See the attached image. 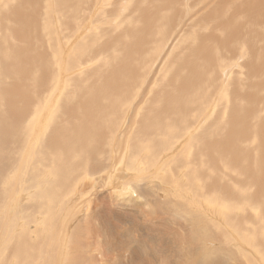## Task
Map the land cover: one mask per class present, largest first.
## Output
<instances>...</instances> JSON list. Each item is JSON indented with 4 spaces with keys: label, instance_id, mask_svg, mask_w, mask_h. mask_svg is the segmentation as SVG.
<instances>
[{
    "label": "bare ground",
    "instance_id": "6f19581e",
    "mask_svg": "<svg viewBox=\"0 0 264 264\" xmlns=\"http://www.w3.org/2000/svg\"><path fill=\"white\" fill-rule=\"evenodd\" d=\"M6 1L4 0V5H8ZM24 2L23 7L27 1ZM68 2L65 4L68 5ZM20 7H5V12L0 8V15H5L8 20L6 29L9 31V37L3 34L5 43L0 45V238L7 227L9 209L16 214L19 187H24L27 183L35 192L34 204L26 209L44 215L46 227L43 226L41 230L37 220L33 219L38 215L36 213L25 214L22 220L18 217L20 221L13 219L10 230L12 234L7 239L9 243L4 251V257L8 256V263L252 264L250 255L241 251L248 249L257 264H264V111L257 115L258 104L262 102L259 90L264 91L261 89L263 85L257 81V112L246 108L240 114L234 111L228 116L226 104L222 117H219L221 113L218 115L213 110L222 92L219 88V72L221 64L234 54L229 52V55L223 56L221 52L216 53L213 50L215 43L212 46L205 40H195L189 48V54L178 58L179 65L177 59L174 61L175 66L169 70L160 92L161 97L155 100L154 107L135 131L138 142L135 143L137 145L132 156L140 165L152 163L154 158L171 149L179 139H190L174 165L167 170V176L159 180L160 185L157 186L160 191L155 192L149 184L139 182H129L123 187H109L117 198L137 201L132 210L144 213L148 217L147 225L132 229L131 240L120 244L113 241L116 235L114 231L99 224L95 233H91L88 239L72 249L71 244L77 240V234L74 232L67 237L68 233L61 224L58 235L61 245L58 247L57 258L53 242L38 240L31 243L29 236L31 226H34L30 225L31 222H35L33 231L52 240L49 229L52 209L58 202L57 198L62 196L63 190L71 183L85 179L88 183V178L99 175L101 186L106 188L105 172L108 165L102 163V157H108L111 151L112 138L124 119L122 113L132 96L129 87L133 80L129 71L131 67L128 68L129 62L134 64V68L138 62L141 67L146 65L145 54L141 53L149 36L141 34L146 36L141 41V38H129L130 41H127L128 36L126 49L123 47L120 52L122 56L118 54L120 57H115V62L111 64L118 69L111 73L99 70L93 75L88 73L79 78L53 112H45L50 106L49 98L58 87L52 86L51 82V58L57 47L50 29L53 22L49 23L47 18L43 22L35 19L37 9L34 12ZM227 18L228 21L224 19V36L217 39L225 44L229 40H236L232 36L238 38L239 34L236 23ZM157 19L155 22L158 23ZM162 19L159 20L165 21V17ZM150 20L148 22L153 21ZM164 21L160 27L171 25L165 23L168 19ZM152 23L147 24L150 26ZM143 24L142 28L145 27ZM65 26L64 29L69 28ZM134 27V30L139 28ZM166 27L160 30L164 29L169 33L170 27L169 30ZM164 31L161 32L162 36L167 33ZM100 33L104 36V31ZM20 40L24 41L23 46H18ZM99 41L102 40H96L91 45L89 40L91 43L82 46L83 51L77 54L75 60H70L71 63L67 66L71 69L78 63L94 59L98 55L97 51L103 54L109 49L108 46L112 47L115 40L109 45ZM85 42H88L87 39ZM116 45L113 46L117 47ZM256 51L257 49L252 54ZM92 53L95 54L91 57ZM61 58L60 56L59 59L58 53V63L62 61ZM186 64L188 71L184 74ZM58 74L55 70L53 78L58 77ZM99 76L102 77L101 80ZM237 81L244 84L242 80ZM260 81L262 83L264 80ZM132 85L134 87L135 82ZM241 85L233 83L222 99L233 102L234 107L239 103H246L249 96L247 92H239ZM211 112L213 121L203 126ZM249 116L252 122L254 117L257 118L251 127L247 124ZM199 127L202 128L197 132ZM25 150L31 156L33 164L38 161L39 165L49 169L42 172V181L49 182L45 188L42 181H36L35 178L30 181V169H26L23 163L22 153ZM155 174L156 171H153L151 176L145 175L147 181L153 183ZM58 186L60 191L56 189ZM28 190L25 188V191ZM158 194H162L167 202L158 205L155 200ZM4 200H12L15 207L8 204L6 209L7 202ZM14 214H10V219L15 218ZM222 217L229 227L219 226L218 219ZM21 224L24 231L16 236L14 228ZM212 229L220 234H213ZM108 233L105 243L100 242ZM67 242L71 244L66 246ZM96 257H100L102 262L97 261Z\"/></svg>",
    "mask_w": 264,
    "mask_h": 264
},
{
    "label": "rangeland",
    "instance_id": "374dc122",
    "mask_svg": "<svg viewBox=\"0 0 264 264\" xmlns=\"http://www.w3.org/2000/svg\"><path fill=\"white\" fill-rule=\"evenodd\" d=\"M7 1L6 3L8 5H4V0H0V8H2L3 12H5V7H20L24 1H27L25 4L26 6L23 7V4L20 8H24L28 11H34V9H37L36 12H38L35 13V19L38 18L37 20H41L42 22L48 19V22H53L52 26H50V29L52 31V36H55V38L53 36L54 41H56L58 45L53 41L54 45L57 47H55L56 50L53 57L51 58V63L53 64L51 69V82L52 86L58 85V87H56V89L53 91L54 93L52 92L53 95H51L49 98L51 100L50 106L47 107L45 112L48 110L53 112L55 106L63 98H65L68 91L70 92V90L73 89L74 82L79 78L85 76L88 73L93 75L99 70H105L106 72L110 73L111 71H114L117 67L111 64L115 62V57H120V52H122L123 47L126 49L125 44L128 40L130 41L129 38L132 40L141 38L139 39L141 41L146 36H149L146 38L148 39L147 42L145 40V43L142 47L143 52L141 53V55L145 54L147 61L146 65L141 67L140 63L138 62L136 64V68H134L132 67L134 64L129 62L130 66H128V68L131 67L129 71L133 80H131L132 83L129 87L131 88L130 92L132 91V96L128 102L126 110L122 113V118L124 119L121 121L116 133L112 138L111 151L107 155L108 157H102L103 160L101 159L102 163L105 162L106 166L108 165V167H106L107 171L105 172V178L107 180L106 188L101 186L102 181L98 175L88 178L90 180L88 183H86L87 179H85L83 181L73 182L66 190L64 189L62 196L57 198L58 202L52 209V222L49 224V229L52 233V240L33 231L35 222H31L30 224L34 225L31 226V236H29L31 243L38 240L44 243L53 242L55 245L56 258L58 255V247L61 245L58 240L61 224L68 233L67 237H70L74 232L77 234V240L74 244H71V242H67L66 244V246L71 244L72 249L78 243H83L86 239H88V236L91 233H95L99 224H102L107 230L109 229L114 231L116 235L113 238V241L120 244L128 243L131 240L130 231L132 229L139 226L144 228L147 225L148 217H146L144 213L140 214L139 212L132 210V208L138 202L134 200L123 201L117 198L111 189H109V187H123L129 182H139V184H149L152 189L155 190V192L160 191L159 187L157 186L160 185L159 180L167 176V170H170V168L174 165L179 153L182 151V148H184L185 145L190 141V139L189 141L184 138L179 139L171 149L154 158L152 163L148 165H140L133 157L134 155L132 156L137 145L135 143L138 142L136 135L137 126H141L142 122L146 118L147 113L154 107L155 100L161 97L160 92L162 87H164L169 70L175 66L174 61L177 59L178 63V58L180 56L183 54L188 55V52H190L189 48L194 44L195 40L209 41L210 45L212 46L213 43H215V49L213 47V50H215L216 53L221 52L220 54L223 56L229 55V52L230 54L231 52L234 54L231 58H228L226 62L221 64L222 67L219 72V88L222 92L219 95V99L213 109L214 111H217V114L219 112L221 113V115L218 114L219 117H222L226 104L228 107V116L234 111L240 114L246 108L257 112V94H259L257 93L258 90L256 89L257 81H259V83L264 87V81L262 83L260 81L261 79L264 80V0H70L69 2L68 0H64L65 2L63 0H59V2H56V0ZM66 1L68 2V5L65 4ZM20 2L21 5H18ZM28 4L32 5L28 6ZM159 14L162 15L160 16ZM250 15L252 17H250ZM1 16L2 14L0 15V19L2 18L1 21L3 22L0 21V24H3V29L0 26V30H2L0 31V45L5 43L3 41V34H6L9 37V31L6 29L8 27V20L6 19L5 15L2 17ZM160 17L163 19L165 17V21L167 19L168 21L165 22L163 19L162 20L165 23L171 24H167L169 26L165 24L167 26L165 27L168 28V30L170 27L169 33L166 30L165 31L167 33H165L164 26L160 27L164 24L163 21H160ZM227 17L231 18L234 24L236 23L237 29L239 28V34L238 38L232 36L234 39H236L234 41L232 40V43L229 40L227 44H225L217 41V39H221L224 36V19L228 21ZM150 19H152V22L155 24L157 23L155 22L156 19L162 23L160 24L158 22L155 26L152 22H148ZM69 22L72 24L70 23L69 25ZM142 23H144L143 26L145 27L143 28L146 30L142 28ZM147 23H152L153 25L151 24L149 26ZM63 25L69 26V28L65 26L66 28L64 29ZM134 26H139L141 29L137 27L136 30H134ZM161 28L164 29L161 31ZM71 29L72 31L74 29V31L72 32ZM100 31H104V36L102 35L103 33H100ZM163 31L165 36L161 35V32ZM126 33L127 35H125ZM141 34H146V36ZM90 35L93 38H91ZM151 35H154V37H151ZM94 36L96 37L95 39ZM78 37H80L79 41ZM85 38L88 42H85ZM89 40L92 42H90L91 45L96 40H102L99 42H107L108 45L113 43L114 40L117 42L114 41V43L111 45V48L108 46L109 49L103 52V54L102 52L97 51L98 55L94 59H88L87 62L83 61L81 64L78 63L70 69L68 67L71 63L70 60L76 59L77 54H79L80 51H83V48L81 47L90 44ZM116 43L118 44L116 45ZM17 44L18 46H23L24 41L20 40V42ZM219 44L222 49L218 47ZM67 45L69 49H67ZM113 45H116L117 47H114ZM65 48L66 50H64ZM255 49H257V51L252 54ZM85 51H88V49ZM58 53L59 59L60 56L62 57V61H59V63L57 62ZM93 54L95 53H92L91 57ZM141 55L139 56L144 58V56ZM106 56H108V59ZM85 57L87 58V56ZM150 59L153 61H150ZM103 61L105 63L107 61V63L105 64ZM123 63L124 62H122V64ZM64 66L67 67L64 69ZM254 68L257 69V71ZM55 70L59 74L58 77L53 78V72ZM131 71H135L136 73L138 72L139 74H136L135 72L134 74ZM187 71L188 64H186V70L184 71V74L187 73ZM99 78L101 80L102 77L99 76ZM190 79L193 81V77ZM237 80H242L244 84L241 85V83H239ZM134 82L135 86L133 87L132 84H134ZM233 83H238L241 85L239 92H247L249 96V99L246 103H239V105L236 107L233 106V102H225L222 99L225 97L226 91ZM263 87L261 89H264ZM259 91L262 95H259L260 98H262V102H260V105L258 104L259 112L257 115L262 114L264 111L262 110L264 109V91ZM254 100L256 101L254 102ZM235 101H237V99ZM51 107L53 108L51 109ZM211 114L212 112L209 114L203 126H205L206 123L213 121V116ZM50 117L51 114L48 116L47 122ZM255 118L256 117L253 118L254 120L252 122L250 116L248 117L247 124L249 127L252 126V123H255L257 119ZM202 127H199L197 132H199ZM35 144L36 143H34V145ZM22 154L25 168L30 169V181L32 182L33 178H35L36 181H42V172L49 169L39 165L38 161L33 164L31 156L26 154V150ZM109 160L110 164H108ZM153 171H156V174L152 183L147 181L146 176L148 177L149 174L151 176ZM102 175H104V173ZM41 183L45 188L49 182L42 181ZM29 186L30 184L27 183L26 186L19 187L20 194L17 195L18 199L16 202V214H14L11 209H9V220L7 219V227L0 238V264H11L8 263V256L4 257V251L7 248V244L9 243L7 242V239L9 235L12 234L10 233L11 227H13L11 225V221H13V219H15L14 221H20L25 214L27 216L36 213L35 211H31V209H26L27 206L34 204L33 195L35 189L33 187L29 188ZM25 188L29 190L25 191ZM56 189L60 191L59 186ZM155 200L157 201L158 205L167 202L166 198L163 197L162 194L155 196ZM4 201L7 202L6 209H8V204H11V207L13 206V208L15 207V205L12 204V200ZM115 204H118L119 206L117 207ZM130 211L132 212L130 217H128V213ZM141 211L143 212V210ZM10 214H14L15 218L11 216L12 218L10 219ZM36 214L38 215L33 219L37 220L42 230V227L46 224L45 217L38 212ZM218 220L220 221L218 223L219 226L221 228H225L227 223L224 217ZM227 227H229V225H227ZM14 229L16 231L14 232L16 236L21 235L24 231L22 224L21 226ZM212 233L218 235L220 234L215 229H212ZM108 235L109 233L100 242L105 243ZM9 250L10 249H8V251ZM241 251H244L250 255L252 264L258 263L252 252L250 253L248 249H241ZM238 255H240V253H238ZM69 260L71 261L72 257ZM96 260L102 262L100 257H96Z\"/></svg>",
    "mask_w": 264,
    "mask_h": 264
}]
</instances>
